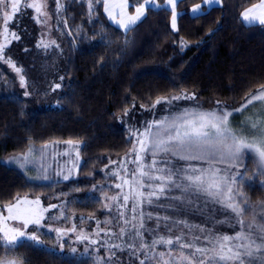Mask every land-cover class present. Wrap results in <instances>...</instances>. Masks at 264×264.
<instances>
[{
	"label": "trees",
	"instance_id": "trees-1",
	"mask_svg": "<svg viewBox=\"0 0 264 264\" xmlns=\"http://www.w3.org/2000/svg\"><path fill=\"white\" fill-rule=\"evenodd\" d=\"M127 1L129 12L144 2ZM60 2V16L51 25L61 24L54 31L58 38L55 69L59 72L51 79L52 92L42 95L55 105L30 109V103L16 92L11 79L9 70L16 72L15 69L0 63L6 66L0 65V160L31 149L41 150L44 145L80 142L79 179L44 183L35 178L37 175H26L0 161V208L22 196H40L45 204L61 205L62 212L72 213L76 221H93L104 235L105 230L112 228L111 219L107 222L106 218L113 213L108 209L109 213L101 212L104 200L88 192L91 176L94 181H103L109 163L116 159L118 162L130 149L128 134L117 125L118 118L126 110L149 111L157 99L181 93L194 95L204 107L238 105L264 87V25H246L241 18V13L258 0H219V6L203 9L196 17L191 8L202 0H181L175 7L176 30L171 26L172 9L166 6V0H155L156 7H148L144 17L127 32L107 20L104 0ZM17 32L19 38L12 42L14 47L38 51L25 43L24 31ZM33 68L34 64L26 70ZM28 84L29 87L26 83L24 86L32 92L30 80ZM57 84L61 87L53 91ZM250 179L251 173L245 172L237 187L242 193L241 207L247 209L242 219L251 216L249 208L253 210L254 205L264 203V186L256 183L258 176L256 181ZM222 210L209 204L207 213H195L187 219L192 224H206L221 234H234L239 224L233 221L234 214H223ZM225 215L232 219L226 220ZM217 217L221 223L216 222ZM149 225L154 227L155 221H149ZM181 229L187 232L178 225L172 233L162 229L159 234L174 237ZM113 231L118 233L119 228ZM195 234H199L198 230ZM42 237L50 248L21 241L14 252L6 254L0 248V261L9 257L21 264H140L144 256L140 252L138 259L130 249L115 248H111L114 255H110L100 245H95L96 255L92 256L90 248L86 254H79L71 251L70 243H61L53 234L43 233ZM151 239L146 234V240ZM160 251L167 253L168 249L158 245L156 253ZM178 255V251L172 253L174 257ZM146 264H157V260ZM252 264H264V255L253 259Z\"/></svg>",
	"mask_w": 264,
	"mask_h": 264
},
{
	"label": "snow or ice",
	"instance_id": "snow-or-ice-1",
	"mask_svg": "<svg viewBox=\"0 0 264 264\" xmlns=\"http://www.w3.org/2000/svg\"><path fill=\"white\" fill-rule=\"evenodd\" d=\"M179 2L181 0H167V4L172 5L173 30H176L178 14L175 7ZM149 3L150 0H144L135 8L134 15H127L124 11L128 6L127 0H122L111 9L108 0H104V10L119 28L127 32L131 25L141 20ZM151 3L154 4L155 0H151ZM215 3L217 0H204V5H197L192 9L193 16L196 17L202 7H211ZM24 6L34 9L37 16L43 14L40 3H27L25 0ZM61 7L57 0V11ZM115 7L120 9L119 19L113 14ZM20 9L21 0H0L5 37L9 33L8 24ZM242 19L250 24L258 22L264 25V0L243 12ZM37 23L42 22L37 19ZM12 35L19 38L15 33ZM51 43L55 44V41ZM41 46L48 48L49 44L42 42L37 45ZM4 53L5 46L0 45V56ZM20 83L24 86L23 76L20 77ZM60 87L59 84L55 85L53 91ZM189 99H195V96L181 94L157 99L152 108L165 103L168 107L164 109V114L154 115L141 125L129 129V143L133 146L127 162H121L124 175H120V171L112 173L120 181L114 187L121 189L119 196H122L123 202H117L119 196L114 195L110 198L113 203L105 204V208L113 215L109 221L112 228L105 230L104 234L107 237L116 236L119 241L110 240V248L121 251L130 249L131 255L138 259V254L143 252L140 264L152 260H157V264H252L253 259L264 255V220L257 221L253 215L252 221L245 224L242 216L247 209L241 207L237 197L242 193L235 189L239 182L237 177L242 180V176L238 172L233 173L231 169L242 166L244 157L248 154L254 155L259 164L264 166V132H260L255 123L252 127L259 134L252 138L234 132L229 124V117L232 115L230 110L204 111L195 105L173 103ZM253 100L264 101V92L251 96L247 103L251 104ZM127 114L126 110L125 115ZM128 163L135 167L128 168ZM63 178L67 180L69 176ZM125 188L127 191H124ZM34 204L38 205L39 201ZM209 204L230 210L240 230L233 235L221 234L206 224L188 222L190 215L197 212L203 215ZM6 211L8 215L0 220L5 225L0 226V248L5 249L6 254L16 251L21 246L22 239L39 243L37 235L28 234L27 229L29 226L43 227V209L31 206L24 200L7 206ZM216 211L219 212V208ZM225 219L231 220L232 217L225 215ZM153 220L154 227L149 225V221ZM9 221H15L22 227H7ZM216 222L222 221L217 217ZM178 225H183L187 232L181 229L180 234L174 237L159 234L162 229L172 233ZM117 227L118 233L113 231ZM196 230L199 234H195ZM55 231L60 234L63 229L57 228ZM146 234L152 237L150 241L146 240ZM77 239L96 243V240L84 235ZM158 245L165 246L167 253L157 254ZM186 249L190 251L186 252ZM177 251L179 255L172 256ZM110 255L114 253L110 252ZM165 256L168 258L165 259Z\"/></svg>",
	"mask_w": 264,
	"mask_h": 264
},
{
	"label": "rangeland",
	"instance_id": "rangeland-1",
	"mask_svg": "<svg viewBox=\"0 0 264 264\" xmlns=\"http://www.w3.org/2000/svg\"><path fill=\"white\" fill-rule=\"evenodd\" d=\"M24 2L25 0H21L20 11L8 24L9 33L6 37L5 35H3L4 24L2 20V26L0 27V45L5 46V53L3 56H0V63H2L3 65H8L9 67L15 69L16 72H14L11 69L9 70V73L11 74V79L14 81L16 92L21 97L25 98V101L27 103H30L29 105H27L30 109L40 108L44 106L50 107L51 105L54 106L55 103L53 101H51L50 99L46 100L45 98L42 97V95L47 93L49 95V93L52 92L51 79H53L54 77L53 75L58 76L57 72H59L57 71L58 69H55L56 64L58 63L57 51L55 49V44H52L51 42L52 41H55V43L58 42L57 35H55L56 33L54 31L56 30L57 27L61 26V24H59V26L57 25L51 26V25L54 19L60 16L61 8L59 11H57V0H27V3H40L42 5L43 14L37 16V13L35 12L34 9L26 8L24 6ZM59 3L61 4L60 0ZM149 6L156 7V3L154 4L151 3ZM166 6L172 9V5L170 4L166 3ZM37 19H39L42 23H37ZM18 30L25 32L24 41L28 46L34 45L36 48L38 44H41L43 42V43H48L49 47L48 48H44L43 46L37 47L38 49L37 48L36 49L39 52L38 51L35 52L34 50H32V48H26L21 51V47L18 46L14 47L12 43L14 40H16L12 34L15 33L16 36V32ZM21 37L22 36H20V38ZM2 64L0 65L2 66ZM33 64H34L33 71H29L31 70L30 68H32ZM2 67L5 68L6 66L5 67L2 66ZM27 67L29 68V70H26ZM12 72H14V74ZM21 76L24 77V82L28 85V87L30 86L28 84V80H30L31 86L33 87V89H31L32 92L27 91L28 88L26 86H22V89L18 87L17 84L21 85L20 83ZM35 85H37V87L34 88ZM26 92L28 93V95H25ZM262 92H264V87L252 92L248 97H246L245 100H243L241 103H239L236 106H230L227 104H218L215 106L204 107L201 106V104H199L196 99L180 100L178 102H173V103L182 106L195 105L204 111H212L216 109L230 110L232 112V115L229 117V124L232 130L248 138H252L255 135L259 134L257 129L252 127L253 123L257 124L260 132H264V101L253 100L251 104L247 103V101L251 96L257 95ZM185 94L192 96V94L190 93H185ZM48 95H45L46 98L50 97ZM42 99H45V102ZM166 107H168V105H166L165 103H161L157 105L155 109L151 108L149 111H133V110L128 111L127 115L124 114L123 116H120L118 118L117 125L125 129L129 137L130 128H134L141 125L143 122L153 118L154 115L155 116L163 115L164 109ZM237 109L240 110L237 111ZM132 146L133 145L130 143V149L132 148ZM80 147H81L80 142H72L71 144L54 143L47 145L46 149L44 147L41 150L34 149L32 151L31 149L20 155L4 157L0 161L8 167H14L19 169L21 172H24V174L26 175L29 172L33 173V175L35 174V176L37 175V177L35 178L40 180V182L47 183L57 180L68 182L70 180L79 179L78 168L82 161L80 154ZM130 149L124 156L118 159V162L116 161L117 160L116 159L115 160L116 163L110 162L112 165L109 163V168L105 169L103 181H99V182L94 181L93 175L91 176L90 179L91 183L89 185L88 194H93L94 196L101 197L104 200L105 204L113 203L110 198L114 195L119 196V194L121 193V189H117L114 187V185L116 183H120V181L112 173L114 171H120V175H124V172L121 169V162L122 161L127 162V160L129 159ZM77 155L79 157L78 159H77ZM114 164L116 165L114 166ZM127 167L131 169L134 168L135 165L128 163ZM231 171L233 173L238 172L242 176V178L244 177L245 172H250L252 176V179L250 180L254 181L255 179H257L258 176L259 181L257 182L255 180L256 183L259 184L260 186L261 185L264 186V166H261L257 161V159L255 158V156L252 154H248L244 157V162L242 166H238V168H233L231 169ZM256 174L258 175L256 176ZM66 175L69 176V179L67 180L63 178ZM237 179L239 180V182L241 181L239 177H237ZM239 182L235 185V189L238 192L239 189L237 187L239 186ZM124 191H127V188H125ZM145 191H147V189H145ZM24 200H27L29 202V205L44 210L43 215L45 219L42 221L43 227L36 228L34 226H29V228L27 229L28 234L37 235L39 243L34 242L35 244H40V245L45 244L43 247L50 248L51 246L42 237L43 233L46 234L49 233L51 235L53 234L54 237L58 235L56 238L61 243L63 242L70 243L71 251L79 254H86V251H88L90 248L92 252L91 254L93 256L96 255L97 253L96 250H94L96 247L95 245L103 246L106 252H110L111 248L109 247L108 242L110 240L117 242V240H115L114 237H107L105 236V234L102 235L100 233L97 235L98 229L96 228L98 226L96 224H93V221L92 222L89 221L87 223H81L80 220L76 221L72 213L67 212L65 214L62 212L60 207L61 205L57 206L55 203L45 204L40 196L37 197L22 196L19 197L12 204L17 203V201H24ZM237 200L240 203L241 196H238ZM35 201H39V204L38 205L34 204ZM117 202L119 203L123 202L122 196H119ZM12 204L0 208V220H2V217L8 215L6 211V207ZM105 204L103 207V211H101L103 213L107 211V209L105 208ZM65 205H67V202L65 203ZM53 206L55 207L53 208ZM254 206L255 209L253 208V210H251L249 208L248 210V212L252 211L250 213L251 216H246L243 219L246 225L252 221L253 215H255L257 221L264 220V211H262L264 210V203H258ZM222 209L223 210L221 212L223 214H226L227 211L228 212L230 211V210H225L224 208ZM149 210L163 211L161 209H149ZM57 212L58 215H56ZM204 213H207V209L204 211ZM197 214L201 215L199 212H197ZM191 216L192 215H190L189 217ZM109 218L110 219L112 218V214H110V216H107L106 218L107 222ZM233 221H236L235 216L233 218ZM0 226H5V225L0 223ZM6 226L22 227L20 224H18L15 221H9ZM56 227L63 229V232L60 234H55ZM50 228L52 229L51 231L49 230ZM236 230L237 231L240 230L239 225L237 226ZM81 235L96 240V243L93 244L90 243L88 240H84V239L78 240L77 237ZM0 241L2 242V237H0ZM21 241H31V240L22 239ZM60 248H63V246H61ZM157 252L159 251L157 250ZM0 262H3V264H21L18 260L9 257H5ZM108 264H112V263L110 262Z\"/></svg>",
	"mask_w": 264,
	"mask_h": 264
},
{
	"label": "crops",
	"instance_id": "crops-1",
	"mask_svg": "<svg viewBox=\"0 0 264 264\" xmlns=\"http://www.w3.org/2000/svg\"><path fill=\"white\" fill-rule=\"evenodd\" d=\"M121 2H122V0H108V3H109V7H110V9H111L114 5H119ZM260 2H261V0H258V2H257L256 4H254L253 6L259 5ZM155 3H156V2H155ZM166 3H167V0H166ZM150 4H151V0H150V3H149L148 5H146V9H147L148 7H151V6H149ZM127 5H128L127 8L124 10V11L126 12V14H127V15H134V14H135V8H136V7L134 8V11L129 12L130 4L128 3V1H127ZM197 5H204V0H202V2H201L200 4H197ZM197 5H195V6H193V7L191 8V12H192V9H193L194 7H196ZM217 6H219V0H217V3L213 4L211 7H208V6H204V7H202V8L200 9V12H201L203 9H210V8L217 7ZM253 6H250V7L246 8L243 12H245L247 9L253 8ZM103 11H104V15H105L106 18L111 22V24H113V25L116 26V27H119V26L115 23V21L109 17L108 13L105 12V10H104V2H103ZM200 12H199V13H200ZM243 12H242V13H243ZM242 13H241V18H242ZM113 14L115 15L116 19H119V18H120V9H119V7H115V8H114V12H113ZM144 15H145V14H144ZM143 17H144V16H143ZM143 17H142V18H143ZM142 18H141V19H142ZM139 21H140V20H139ZM139 21H137V23H138ZM242 21H243V23L246 24V25H255V24H259L258 22H254V23H251V24H250L249 22L244 21L243 19H242ZM133 26H134V25H131L130 28L133 27ZM171 26H172V18H171ZM120 30H121V28H120ZM122 31H125V30L122 29Z\"/></svg>",
	"mask_w": 264,
	"mask_h": 264
}]
</instances>
